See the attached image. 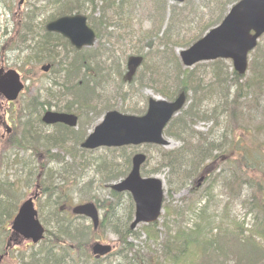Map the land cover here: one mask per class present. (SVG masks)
Segmentation results:
<instances>
[{
    "label": "trees",
    "instance_id": "1",
    "mask_svg": "<svg viewBox=\"0 0 264 264\" xmlns=\"http://www.w3.org/2000/svg\"><path fill=\"white\" fill-rule=\"evenodd\" d=\"M143 1H145L143 7L148 10L150 6H147L146 2L150 0ZM237 1L229 0L226 4V0H201V5L198 7L193 4V1L188 0L184 4L182 12H180L175 6L164 9L165 0H154L153 8L150 9V16L154 18L152 21L159 27L161 24L164 25L166 21V31L162 38L159 37L156 40L157 47L155 48L149 44L150 50L154 51L142 53L141 51L146 47L143 46L140 50L139 45L142 46V42L147 39L143 38L141 41L137 38V41H134L133 35L131 38L133 33L124 31L125 34L119 35L122 36V39L125 38L124 42L131 38L133 40L132 44L136 45L127 49L120 48V56L118 55L120 39L114 32H110V38L112 39L106 38L107 43L112 45L111 51L104 54L98 52V48L76 51L69 45L68 41L56 34L47 32L44 27L34 31L33 35L31 31L32 18L25 17L23 19L25 28L22 38L24 39L19 38V41L24 45L25 42L34 41L36 37L38 44L35 43V46L39 50L36 51V47L34 53L33 47L25 50L23 55H25L26 60H31L36 65L47 62L54 69L59 67L60 70L56 72L57 76L52 80L50 90H46L45 98L41 101L36 98L33 99L35 109L32 113L36 110L37 112L32 116L37 118V128L33 129L30 126V130L26 133L24 130L21 131V135L14 141L18 146H15L16 149L31 150L33 157L43 156L46 161L39 162L40 164L35 168H28L30 166L28 165L29 161L19 160L18 156L14 157L13 162H9L11 160L9 156L5 160L1 158L0 161L1 169L4 168L8 171L15 169V172L21 173L16 176L14 183L4 181L7 177H3L4 180L0 179V253L5 248L7 235H10L8 221L13 217V213L17 211V201L20 202L22 199L19 197L20 192H16L18 186L22 188L32 183L34 175L38 179L33 183L40 187L46 199L54 195L65 194L62 193L61 185L58 182L61 179L65 183L64 172L58 170L59 176H52V180L44 181L46 174L42 170L50 169L53 164L60 165L64 163V156L70 157L72 160L70 165H76L79 151L89 154L94 153L93 151L80 149L79 146L85 136L79 130L75 131L61 124L47 127L41 121L42 113L47 109L54 108L53 106L56 107L54 109L58 112H71L74 114H77L79 110L84 111L86 109V112H84L89 116L99 110V116L107 111L115 110L112 104H105L107 101L105 98L103 101L100 91L105 90L106 81L101 84L99 79H102L105 73L113 75L112 77L117 74L119 78H122L123 62L126 65L127 54H133L131 52L135 51L133 55H141L144 59L142 66L134 76L137 85L140 87L146 86L167 100L174 99L180 91H190L194 94L192 99L194 107L190 108H195V103H200L202 109L199 111L193 109L194 114L183 110L177 118L171 121L166 135L182 141V146L169 152L157 148L159 150L160 168L167 169L171 176L174 174L176 184L181 186L185 185L191 177L208 171L213 162H217L218 159L226 156L224 159L225 167L220 169L223 170L222 173L213 176H217V181H219L220 176L223 175L225 184L227 183L225 187L233 191L236 187L239 189L245 187L247 199L241 200V204L248 206L250 214L254 216L252 229L244 235L239 223L226 217L216 222V216L211 217L209 213H206L208 208L215 202L216 197L209 198L204 194L198 200V204L204 202L199 209L197 204L194 205V208L188 209L189 213H194V223L191 225L188 223L184 228L178 229L173 238L167 240L164 244H160L162 242L155 233L154 225L145 226L150 233L151 240L154 244H158L155 250H151L156 257V262L159 261L160 249H162L163 255L161 257L164 258V262L161 264H186L191 255L199 256V252L201 256L210 257L209 263L206 264H229L230 256L222 248L230 245L234 249L233 254L237 255L235 264H240L241 261L250 263L251 257L259 256L252 255V253L260 254V264H264V138L262 139V136H264V60H262L260 54L255 52L257 48L249 64L250 78L244 79L245 77L238 76L232 70L229 63L221 59L198 64L192 70L185 69L179 58L174 56L171 50L173 47L185 49L195 43L207 30L220 23L228 8ZM141 4L142 0H51L46 5L53 10V13L48 14L46 18L51 20L65 15H86L89 24L98 37V42H101V37L107 29L117 27L116 23L119 20L123 22L130 20ZM200 7L210 9V12L212 11L214 14L213 19L202 25H200L202 21L199 12ZM166 10L168 13L165 19ZM97 13H100L99 19L94 20ZM28 24L31 26H28ZM178 27L182 28V31L183 29L188 30L191 36L184 38L182 41L179 37H171V30L178 32L180 30ZM195 27H199L200 30L194 35L192 30ZM38 33H40L39 36H37ZM56 43H63V45L57 50L55 49ZM41 46L42 49H40ZM29 53L30 55H28ZM121 58L122 61L120 62ZM239 81H242V83ZM53 87L56 91L58 90L57 96H53ZM130 92L134 96L137 94L133 84L129 86L127 92L123 93L124 95H121V100L126 95L128 96ZM63 100H65L64 103ZM212 102L215 105L210 110L200 112L203 111L204 104H212ZM73 107L79 108L74 110ZM118 111H129L130 114L134 115H141L144 112L142 108H130L128 110L119 108ZM208 112L209 115L206 114ZM222 117L223 119H221ZM196 119L212 122L211 128L205 133L196 131L191 127ZM29 138H35L36 143H40L38 146L41 147L33 146L28 142ZM133 148H103V150L114 155L112 161L103 162L99 165H103L102 171H96L95 169L96 173L100 175V183L109 184L112 181L124 178L128 174L131 167V157L130 155L125 156V153L127 150H133ZM54 149L57 152L52 155L51 151ZM115 155L121 158L125 156L122 168H118L114 160ZM30 159L33 160V158ZM67 166L65 165V167ZM72 166L67 168L69 169ZM259 166H261L262 171L260 180L256 177ZM79 167L80 171L83 172L91 168L92 164L82 162ZM215 168H217V165ZM36 170H40V172L36 174ZM65 174L69 175L70 170L65 171ZM72 176L76 178L75 175ZM93 184L94 181L91 180L82 188L88 190ZM12 195L14 196V204L10 203ZM109 196L112 201L109 206L105 204L106 201L99 200L98 197H91L87 201H94L100 208H103L104 204L106 205L104 207V210H106L105 216L109 215L113 220L110 231L116 236L118 235L123 249L126 251L125 255L118 254L120 264H145L140 255V250H135L136 245L133 242L126 241L127 237L138 239V234H135L128 224L134 214L131 197L111 190H109ZM123 197L125 203L121 200ZM232 202L233 199L230 200V203ZM58 203L59 201L54 199L48 210L53 218L57 219L55 221L57 229L53 233L54 242L47 245L46 248L44 247L43 250L33 251L25 258L21 256V264H89L88 256L84 258L85 260H82L74 256L73 253L84 254L80 251L87 249L94 237V232L85 224H74V221H72L74 218L72 220L66 219L56 208ZM124 209H127L128 212L127 220H124L119 213V210ZM182 213L181 210H174V213H172L173 223L175 222L174 216H180ZM3 218H7V223L6 221L3 223ZM214 230L217 231L216 233L224 232L225 238L228 240H222L221 235L212 234ZM167 231H174L169 224H167ZM46 232L47 236H50L49 229ZM206 232L207 237H205ZM235 233H237V238L233 239ZM67 244L74 246V250H64ZM259 244H262L261 251ZM2 247L4 248L2 249ZM149 250V247H147V251ZM188 264L194 263L191 261ZM197 264L201 263L198 262Z\"/></svg>",
    "mask_w": 264,
    "mask_h": 264
},
{
    "label": "rangeland",
    "instance_id": "2",
    "mask_svg": "<svg viewBox=\"0 0 264 264\" xmlns=\"http://www.w3.org/2000/svg\"><path fill=\"white\" fill-rule=\"evenodd\" d=\"M19 0H0V67L7 68V69H14L19 72L22 80L24 81V90L22 91L21 95L19 98L12 104L10 105H1V103H5L3 99L0 100V122H3V112L8 113L7 114V119L5 122V125H7L11 130L8 133V135H5V130L7 128L0 127V161L1 158L4 160L6 159L7 156L11 157V160L9 162H13L14 157L18 156V159H23L28 162V168H35L37 167L40 163L39 161L43 159L42 157H33L32 154L33 152L31 150H20L16 149L18 147L14 141L18 139V137L21 135V131H25V133L30 130V126L33 127V129L37 128L36 125V117H33L32 115L37 112L32 111L35 109L34 104H30L33 98H36L38 101H41L44 98L45 92L47 89L50 90L51 88V83H52V75L46 76L43 72H41L40 67H36L33 65L32 62L27 61L25 58V55H23V47L22 42L18 40L13 41L12 38L13 32L14 31H20L25 28V24L21 21V14H16V4L18 3ZM34 1V0H32ZM166 3L163 6L164 9L168 7H173V3L171 0H165ZM193 1V4L196 6L201 5V0H190V2ZM229 0H226V4L228 3ZM145 1L142 0V4L138 7V10L131 16L130 20L127 21H120L117 22V27H114V29L109 28L106 30L107 34L101 37V42L96 43L95 47L93 48H98V52L107 53L108 51L112 50V47L107 43L106 38H110V32H114L118 37H119V50H118V55L120 56V48L121 49H127L128 47H135L136 44H132L133 40L137 41V38L142 39H147L146 41L142 42V46L139 45V49L141 50L143 46L146 48L142 50L141 52H149V51H154L150 50L151 47L149 44H151L153 47H157L156 40L159 37H163L164 32L166 31V21L161 26L154 24V21H152L154 18L150 16V9L154 3V0H150L147 3V6H150V8L147 10L143 7V3ZM185 5H178L176 6L177 9L182 12V9ZM153 8V7H152ZM159 14L158 12H156ZM168 11L166 10L165 12V19L167 16ZM200 17L202 18V21L200 25L204 24L207 21H210L211 19L214 18V14L212 11L210 12V9L207 8H202L200 10ZM98 14H95L94 20H98ZM164 19V20H165ZM158 22V21H157ZM124 23V24H123ZM162 25H163V30H162ZM198 25V24H197ZM17 29H14L16 28ZM158 28V30H157ZM14 29V30H13ZM178 32L171 30V37L180 38V41H182L184 38L190 37L191 34L188 30L182 31V28L178 27ZM162 30V32H161ZM200 30L199 27H195L194 30H192V34L194 32V35L196 32ZM131 31V38L132 35L134 36V39L131 40V38L128 41H125V38L122 39V34H125L126 32ZM24 35V32L21 31L19 32L15 38H22ZM112 39V38H110ZM148 45V46H146ZM25 47L29 46V42L24 43ZM87 50V49H85ZM83 50V51H85ZM172 54L176 57L179 58V53L181 50L178 47H173L172 49ZM129 51V50H127ZM258 54H260V57L262 60H264V36H262L258 42V49L255 51ZM31 53V52H30ZM30 53L28 55H30ZM135 54V51L131 52ZM133 54H127V57L132 56ZM126 57V58H127ZM253 54L250 55V60L252 59ZM180 60V58H179ZM122 61V58L120 62ZM110 63V62H109ZM61 67V66H60ZM62 68V67H61ZM125 62H123V70H122V78H119L118 75L116 74L115 77H112V75L104 74L102 79H99V83H103L106 81V84L104 85L105 90L100 91V95L103 96V101L104 98L107 100L106 105L112 104L115 107V110L117 111L119 108L121 110L124 109H141L143 108V101L144 99L147 100L149 97H156L160 98L158 94H156L152 89L146 87V86H139L136 83V79L133 77H130L126 80H124V76L126 74L125 71ZM194 69L191 68L190 70ZM60 69L59 67L55 68L54 72H58ZM57 73L53 75V77H56ZM250 78V72H247L246 77L244 79H249ZM242 83V81H239ZM133 84V88H135L136 91V97L133 95L132 92L126 97H124L121 100V95H124L123 93L127 92L129 90V86ZM52 93L53 96H57L58 90L52 88ZM39 94V96H38ZM186 96H187V102L185 104V107L183 110H186L188 113H193L194 110L196 109L199 111L201 109L200 103H195V108H190L194 104L192 99L194 98V94L190 91H186ZM192 101V102H191ZM65 100H63V103ZM215 105L214 102L212 104H207L203 105V111L200 112H206L210 110L211 107ZM55 109L56 107L53 106ZM194 107V106H193ZM54 108H51L50 110H55ZM79 108V107H78ZM78 108L73 107L74 110H77ZM182 110V111H183ZM191 110V111H190ZM195 110V111H196ZM202 110V109H201ZM86 112V109H84ZM84 111L79 110L77 113L78 116V130L84 134L85 138L87 135L93 130V128L100 123L101 117L99 116L100 110L95 111L92 116L87 115ZM181 111V112H182ZM122 112V111H121ZM181 112L175 116L177 118ZM32 113V114H31ZM123 114H130L128 112H122ZM43 114V113H42ZM209 115V112L206 113ZM11 119V120H10ZM223 119V117L221 118ZM31 122V123H30ZM24 125V126H23ZM212 122L210 121H199V119L195 120L194 125H191V127L196 129V131H199L201 133H205L209 128H211ZM216 130L215 128H213ZM75 130V129H74ZM77 131V130H75ZM1 135L5 137L4 140H1ZM165 137L169 140V145L164 148H160L162 151H171L174 149L179 148L182 145V141L175 139L173 137H168L165 135ZM264 136H262V139ZM84 141V140H83ZM28 142H30L33 146L36 147H41L38 146L40 143H36L35 138L28 139ZM16 146V147H15ZM78 149V148H77ZM158 149L150 147L146 148L144 146H140L137 149H131L127 150L125 153V156L130 155L132 157L135 153H143L147 157L149 156V160L143 165L142 171L144 174L147 175L149 173L151 176H158L164 181V205H163V211L160 216V219L158 221V227L155 229V233L159 236L160 243L161 245L164 244L167 240H171L174 236V233L178 231L181 227L184 228L185 225L188 223L191 225L194 223V213H189L188 209L189 208H194V205L197 204V208L199 209L201 205L204 204V202H201L198 204V200L201 196L205 195L207 197H216L215 202L208 208V211L206 213H209L211 217L216 216V222H219L223 217H226L228 219H231L235 221L236 223H239L241 226V230L243 231L244 235L248 233L249 230L252 229V224L254 220V216L250 214L248 210V206L245 204H241V200L247 199L245 190L246 188H235V191L226 188L225 186V179L223 178V175L220 176V180L217 181V176L213 175H218L221 174L223 170H220L221 167H225L224 159L226 156H224L221 159H218L217 162H213L212 166L209 167V170L207 172H201L197 174L195 177H192V183L188 184L187 187H182V188H177L178 185L176 184V177L171 176L170 172L167 169H164V171H161V168L159 166L160 159L158 158ZM57 152L56 149L51 151L52 155H55ZM94 153H86V152H78L77 156V164L70 165L72 163V160L70 157L64 156L65 160L63 161L64 163L60 165H55L51 164L52 167L48 170H42L44 172L45 177L44 181H49L52 180V176H59L58 170H62L63 176L65 178V183L60 179L59 184L61 185V191H63L60 196L54 195L51 198L46 199L45 197L41 196L38 200L35 202V207L39 213V217L42 220V224L44 227L48 228L50 231V236H47L46 239L40 243L37 246L30 247L27 246V242H25L22 239H13L12 241H8L7 248H6V255L2 262L0 264H21L20 258L21 256L23 258L27 257L30 255L33 251H39L43 250L44 247L46 248L47 245H50L54 242L53 239V233L56 232V227H55V221L57 220L56 218H53V215H51V212H48L50 209V203H53V200H58L59 203L56 205V208L61 211L60 208L64 207L66 211L70 213L71 207L81 204V203H86L87 200L91 197H95L99 200H104L106 201V205L109 206L111 204L110 196H109V187L111 184L115 183L116 181H112L109 184H103L100 183V175L96 173V171H102L103 170V165L99 166L103 162L107 161H112V156L114 154L108 153L107 151L103 149H99L98 151H93ZM116 156V155H115ZM124 158H121L119 156H116L114 158L116 164L118 165V168H122L124 164ZM30 158H33L30 159ZM43 161H46V159H43ZM85 162V164L91 163L92 167L88 168L87 170L81 172L79 164ZM65 165H68L67 167L72 166L71 168L65 167ZM217 165V168L215 166ZM27 168V170H28ZM39 169V168H37ZM96 169V171H95ZM160 169V170H159ZM213 169H217L216 172H213ZM70 170V174L67 175L65 174V171ZM27 172V171H26ZM40 170H36V174H38ZM0 179L4 180L3 177H7L4 181L8 183H14L16 176L20 175L21 173L15 172V169H12L10 171L5 170L4 168H0ZM3 173V174H2ZM157 173V174H156ZM208 173L210 174V178L207 179L209 176ZM153 174V175H152ZM261 166H259L258 171L256 173V177L260 180L261 178ZM72 175H75L73 177ZM252 175V174H250ZM48 177H50L48 179ZM33 182H36V177L33 175ZM201 178H204V180L198 184L197 181L200 180ZM94 181V184L92 187H90L88 190L83 189V185H86L89 181ZM245 181V180H243ZM30 183L27 186L24 187H19L16 192L19 193V197L24 198L22 201L27 199L30 196H33L36 190V184L35 183ZM75 183H78L77 185ZM177 185V186H175ZM264 188V186H263ZM242 189V191H241ZM241 191V192H240ZM40 192H42L40 190ZM235 192V193H234ZM60 197V198H56ZM64 197H67L63 200ZM233 199V202L230 203V200ZM123 203H125L124 197L121 199ZM93 202V201H92ZM10 203L14 204V196H11ZM18 205L21 204V202H18ZM94 203V202H93ZM104 204V207L106 205ZM231 205V208H230ZM104 207L99 209V215H100V221L105 215V210ZM229 208V209H228ZM63 209V208H62ZM127 210V209H126ZM124 210H119V213L123 217L124 220H127V214L128 212ZM174 210H181L183 211L182 215L180 216H174L175 222L173 223V215ZM15 214V213H13ZM181 214V212H179ZM14 216V215H13ZM12 218L8 221V225L10 224ZM104 220V218H103ZM6 221L7 223V218H3V223ZM76 223H83L87 226L90 225L91 228V222L89 220H82V221H75ZM105 221H103L102 224H104ZM131 219L128 221V224L130 225ZM167 224L171 225L174 231H167ZM111 225L106 226L105 229L99 228L97 231H94V237L92 239V243L99 241L103 244H108L112 247V255L108 257L107 259L102 260L99 264H120V260L118 259V254H123L125 255L126 251L123 249V245L121 242V239L118 237V235H114L110 231ZM92 229V228H91ZM120 231V230H118ZM93 232V231H92ZM217 231L214 230L212 234H218L221 235L222 240H228L225 238L224 232L221 233H216ZM134 233L138 234L137 237L138 239H133L134 244H136V249L135 250H140V255L143 258V261L145 264H161L164 262V258L161 256L163 255L162 249H160V258L158 263L155 260V255L151 250H155L157 248L158 244H154V242L151 240V236L149 231L145 228V226H137L134 229ZM170 238H168V236ZM9 234L7 235L6 238H9ZM205 237H207V232L205 233ZM237 238V233H235L233 239ZM129 238L127 237V242ZM202 244V243H201ZM147 247H149V251H147ZM260 251L262 250V244H259ZM4 247H2L3 249ZM15 249V250H14ZM201 249V248H200ZM199 249V251H200ZM224 252H226L229 256L230 259L228 260L229 264H235V260L237 255H234V249L232 247L225 246L222 248ZM192 251V250H191ZM121 252V253H120ZM91 254V247L86 250V254L78 257L81 259H84L86 256H90ZM252 255H259L257 257H251L250 263H245L244 261H241L240 264H260V254L258 253H252ZM262 255V254H261ZM85 260V259H84ZM193 261L194 264H197L198 262L201 264H206L209 263L210 257L206 256H201L199 252L198 255H191L190 259H188L187 263ZM29 262V261H26ZM93 262V261H92ZM186 262V260H185Z\"/></svg>",
    "mask_w": 264,
    "mask_h": 264
},
{
    "label": "water",
    "instance_id": "3",
    "mask_svg": "<svg viewBox=\"0 0 264 264\" xmlns=\"http://www.w3.org/2000/svg\"><path fill=\"white\" fill-rule=\"evenodd\" d=\"M182 3L185 0H174ZM46 29L60 34L76 48L91 47L95 43L94 33L87 27L86 19L76 15L61 17L50 22ZM264 34V0H241L230 9L222 23L208 31L202 39L189 49L180 53L184 67L189 68L199 62L216 59L232 61L237 74L243 75L247 70L248 55L256 47L257 40ZM142 63L141 57H131L128 60L130 74ZM48 70V66L43 68ZM23 89L20 77L14 70L4 72L0 69V94L6 100L15 101ZM185 94L181 93L173 101L150 98L148 109L144 116L123 115L116 111L105 114L102 121L94 128L81 148L94 150L100 147L119 148L154 144L168 146L169 142L163 137V131L185 103ZM42 121L47 125L57 123L74 127L77 118L72 115L46 112ZM146 158L142 154L132 159V169L122 181L111 186L116 192H129L135 203V219L131 225L134 228L139 223H155L161 213L164 192L162 181L155 177L142 178L140 167ZM72 212L90 218L94 228L98 225V212L93 203L76 206ZM12 230L23 238L36 244L44 237V228L37 218L33 201H25L12 223ZM110 246L96 244L93 254L99 258L110 252Z\"/></svg>",
    "mask_w": 264,
    "mask_h": 264
},
{
    "label": "flooded vegetation",
    "instance_id": "4",
    "mask_svg": "<svg viewBox=\"0 0 264 264\" xmlns=\"http://www.w3.org/2000/svg\"><path fill=\"white\" fill-rule=\"evenodd\" d=\"M17 6H16V8H17V10H16V14H21L22 15V13H23V10H25V13H27L28 12V5H29V0H19L18 1V3L16 4ZM35 41H36V45L38 44V42H37V38L35 37ZM60 41H62V40H60ZM63 45V43H56L55 44V49H59L60 48V46H62ZM36 47V46H35ZM37 48L38 47H36V51H39V50H37ZM40 49H42V46L40 47ZM51 66V65H50ZM54 67H52L51 66V69H50V72H49V74H53V72H54ZM51 79H53V76L51 77ZM0 98H3L1 95H0ZM1 100V99H0ZM10 105L9 103H7V102H5V103H1V105ZM7 114L8 113H6V112H3V122H0V127H4V125H5V122H6V119H7ZM11 120V119H10ZM5 128H7L5 131V135H8V133H9V131H8V126L7 125H5ZM11 130V129H10ZM1 139H5V137L3 136V135H1ZM37 178V177H36ZM63 208V209H62ZM62 208H60L61 209V211H60V213H62L63 215H65L66 216V214H69L67 211H66V209L64 208V207H62ZM103 218H104V220H103ZM103 221H105L104 222V224L105 225H103L102 224V226H108V225H111V226H113L112 225V223H113V220H112V218H110V216L109 215H107V216H105V215H103V217H102V219H101V221H100V224L101 223H103Z\"/></svg>",
    "mask_w": 264,
    "mask_h": 264
},
{
    "label": "bare ground",
    "instance_id": "5",
    "mask_svg": "<svg viewBox=\"0 0 264 264\" xmlns=\"http://www.w3.org/2000/svg\"><path fill=\"white\" fill-rule=\"evenodd\" d=\"M39 35H40V33L37 34V36H39Z\"/></svg>",
    "mask_w": 264,
    "mask_h": 264
}]
</instances>
